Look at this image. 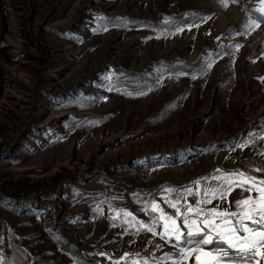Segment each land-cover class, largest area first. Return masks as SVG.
I'll return each mask as SVG.
<instances>
[{
	"label": "rangeland",
	"instance_id": "obj_1",
	"mask_svg": "<svg viewBox=\"0 0 264 264\" xmlns=\"http://www.w3.org/2000/svg\"><path fill=\"white\" fill-rule=\"evenodd\" d=\"M262 8L261 0H0L3 264L175 259L162 227L153 236L137 223L152 226V187L175 183L180 205L195 206L222 175L264 179L255 171L264 169ZM189 12L201 18L174 20ZM254 20L260 26L249 30ZM200 58L195 74L164 66ZM133 73L143 90L121 80ZM248 125L254 134L234 142ZM198 179L200 196L177 186ZM247 195L237 187L200 207L235 211ZM176 198L152 203L174 215L167 200Z\"/></svg>",
	"mask_w": 264,
	"mask_h": 264
},
{
	"label": "snow or ice",
	"instance_id": "obj_2",
	"mask_svg": "<svg viewBox=\"0 0 264 264\" xmlns=\"http://www.w3.org/2000/svg\"><path fill=\"white\" fill-rule=\"evenodd\" d=\"M222 6H228L236 0H219ZM264 4V0H261ZM264 14V8L260 9ZM261 22H264L262 20ZM260 22L253 21L249 30L259 28ZM182 31L183 29H178ZM110 76H105L108 80ZM218 172L221 170H217ZM264 171V169H255ZM204 179H208L205 177ZM217 186L203 189V197L196 200V205H180L183 198L180 191L171 187L162 188V191L176 192L175 200H167L174 215H168L157 203L151 204L153 213L152 226L148 227L139 223V228L157 236L156 227H162L159 238L165 243L172 244L177 249L176 257L165 256L158 264L172 261V264H187L194 258V264H260L264 259V179L247 175L245 172L235 170L227 175L217 178ZM201 180L193 181L186 186L184 195H193V186L196 187L195 195L200 196ZM239 187L248 195L234 202L235 211L211 209L200 207L208 205L213 200H226L232 190ZM255 193V195H253ZM125 217L131 216L125 212ZM178 220L182 221L183 231ZM126 223L128 221H125ZM210 246V247H209ZM159 247V245H157ZM0 264H3L0 258Z\"/></svg>",
	"mask_w": 264,
	"mask_h": 264
},
{
	"label": "trees",
	"instance_id": "obj_3",
	"mask_svg": "<svg viewBox=\"0 0 264 264\" xmlns=\"http://www.w3.org/2000/svg\"><path fill=\"white\" fill-rule=\"evenodd\" d=\"M200 14L198 12H189V13H184L182 15H178L176 17H174V20L182 25H187L189 23H192L198 19H200ZM164 66L169 68V72L172 74H195V73H199L200 71H198L199 67L201 66V58L196 61V62H186V61H176L173 63H165ZM122 81H125L128 84H134L131 85V88H135L133 89L134 91H137L136 86H139V91L143 90L145 88V86H147L145 84V80L144 77L142 75L139 74H127L124 75L121 78ZM139 82V83H138ZM254 129L251 125L246 126L243 130H241L238 134L234 135L231 139L234 140V142H238V141H243L245 139H247L248 137L252 136L254 134ZM224 143V142H222ZM175 183L172 182H165V183H161L160 185H158L157 187H152L150 190V193L146 195V205H147V209L149 214L153 217L156 216V213H153L150 205L152 203V201L156 198L157 195L159 194H167L168 192L162 191V188L165 187H172ZM190 182L186 183V184H180L177 185L178 187H180V190H184V188L186 186H189ZM210 247V246H209ZM68 252L72 255H74L78 260L81 261V256L80 253H75L74 251H72L71 247L70 249H68ZM23 257L25 258V255L22 254ZM92 264H97V263H92Z\"/></svg>",
	"mask_w": 264,
	"mask_h": 264
}]
</instances>
